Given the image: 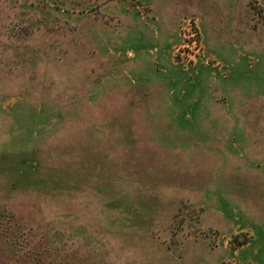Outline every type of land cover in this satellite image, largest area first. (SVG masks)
Masks as SVG:
<instances>
[{
    "label": "rangeland",
    "instance_id": "1",
    "mask_svg": "<svg viewBox=\"0 0 264 264\" xmlns=\"http://www.w3.org/2000/svg\"><path fill=\"white\" fill-rule=\"evenodd\" d=\"M250 6L234 80L208 19L173 41L150 0H0V264H264ZM188 19L210 65L174 55Z\"/></svg>",
    "mask_w": 264,
    "mask_h": 264
},
{
    "label": "crops",
    "instance_id": "2",
    "mask_svg": "<svg viewBox=\"0 0 264 264\" xmlns=\"http://www.w3.org/2000/svg\"><path fill=\"white\" fill-rule=\"evenodd\" d=\"M202 1L150 0V5L152 14L155 16V22L160 27V32L171 33L173 41L177 38L176 26L179 20L185 16L203 19L204 24L207 19L206 23L216 24V54L222 60L232 63L231 69L229 68V78L232 76V79L236 80L237 74L239 76L242 74L238 66L242 63L239 47H242L243 43L247 46V43L251 41L249 27L254 21L250 6L251 0H216V3L210 5L208 9L202 7ZM164 27H168V29L165 30ZM229 36H234L235 41L241 40L242 42H236L235 45L238 46L235 48L227 40ZM242 37L243 39H240Z\"/></svg>",
    "mask_w": 264,
    "mask_h": 264
},
{
    "label": "built area",
    "instance_id": "3",
    "mask_svg": "<svg viewBox=\"0 0 264 264\" xmlns=\"http://www.w3.org/2000/svg\"><path fill=\"white\" fill-rule=\"evenodd\" d=\"M179 42L174 54L177 58L188 63L199 62L202 65H210L213 59L206 55L203 36L196 20L188 19L180 25Z\"/></svg>",
    "mask_w": 264,
    "mask_h": 264
}]
</instances>
